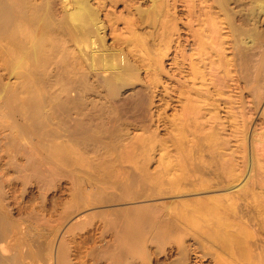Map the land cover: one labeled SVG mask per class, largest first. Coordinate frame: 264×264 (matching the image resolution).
<instances>
[{
  "label": "bare ground",
  "instance_id": "obj_1",
  "mask_svg": "<svg viewBox=\"0 0 264 264\" xmlns=\"http://www.w3.org/2000/svg\"><path fill=\"white\" fill-rule=\"evenodd\" d=\"M181 1L188 16L184 28L177 22L178 11H171L176 7L173 1L171 10L169 3L167 9L163 7L165 14L169 12L167 25L172 19L169 29H165L170 37L168 41H162L164 37L156 41L155 29H151L148 40H139L134 32L135 42L148 45L154 52L156 49V54L151 56L152 52L146 55V51L144 54L139 48L136 50L137 46L131 49L133 43L125 37L121 38L125 40V47H105V26L99 18L100 10L90 0H61L60 19L54 17L51 0L41 4L32 0H0V41H7L5 50L11 61L7 81L0 85V129L4 127L10 134L32 132L39 139L37 144L45 140L42 147L50 148L49 155L40 160H53L65 166L72 164L73 159H82V153L88 149H112L125 142L132 143V138L136 139V144L146 146L149 137H143L144 133L151 128L165 131L170 137L168 145L165 144L167 136L156 138L161 150L154 176L158 193L176 198L196 197L180 198L178 205L191 210H182L183 214L172 220L158 221L146 207L130 218L123 216L115 233L117 239L127 243L121 251L124 260L125 254L138 255L141 244L144 250L147 241H159L162 235L169 233L176 236L175 233L185 227L190 244L198 249L197 255L202 259L217 258L227 262L225 264H264V124L259 126L264 122V105L259 106L264 94V0ZM159 2L149 0L144 8L159 15L162 11L158 13L157 8L156 14L153 11ZM166 2L170 1L163 0L164 6ZM97 40L101 42L100 50L96 47ZM168 42L173 43V68L169 71L164 64ZM126 47L132 51L134 60L128 58ZM17 68H24L26 72L15 71ZM140 71L144 72L142 77ZM65 72L77 76L76 84L64 77ZM13 76L21 77L16 84L10 81ZM167 80L170 83L166 84ZM242 83L243 88L248 86L250 90L248 105L241 96ZM125 86H130L129 94L116 99ZM230 86L235 94L223 97L224 90H228L227 94L232 91ZM90 92L97 99L90 97ZM61 93L71 95L72 99H64ZM237 95V100L233 99ZM219 101L233 105H227L226 109L223 106V118L218 116ZM50 104L63 109L68 116L72 115L71 109L80 105L85 110L72 118L71 131L59 142L56 139L60 134L43 130L51 120L47 112ZM145 121L150 123L145 125ZM137 128L142 129V134L132 135L131 131ZM106 133L109 134L107 139L101 137ZM74 134H79L78 138ZM225 135L231 136L234 142ZM103 164L104 167H100L106 171L111 166L108 164L105 168L107 164ZM111 168L108 170L112 173ZM140 170L136 180L122 181L124 184L118 180L117 184L126 186V182L132 184L137 179L143 183L148 179L145 162L141 163ZM9 225L8 222L6 226ZM181 244L179 251L184 254L186 245L183 246V241ZM7 246L0 249V264H24V259L7 254ZM142 248L140 254H143ZM51 257L48 259H53ZM59 257L56 264H64ZM147 259L148 262L144 259L143 262L149 264V257Z\"/></svg>",
  "mask_w": 264,
  "mask_h": 264
},
{
  "label": "rangeland",
  "instance_id": "obj_2",
  "mask_svg": "<svg viewBox=\"0 0 264 264\" xmlns=\"http://www.w3.org/2000/svg\"><path fill=\"white\" fill-rule=\"evenodd\" d=\"M32 1L36 4H41L44 0ZM51 1L54 17L56 19H60L63 8L61 0ZM159 1L161 2L158 3V5L155 7V10L153 11H156L154 12L155 14L158 11V13L162 11L161 13H163V15L161 13L159 14L161 18L159 15L152 14V9L146 11L144 6L146 5L145 7H147L149 5V0H90V2H92L95 6H98L100 10L99 18L105 26V47L109 49L115 47H125V40H130L129 42L133 43L130 45L131 49L137 46L136 50H138L139 48L138 51L144 54L146 51V55L152 52V54L150 55L154 56L156 54V49L154 52L153 48H147L148 45L144 46L138 42H135V36L137 35L136 38H138L139 40L141 38L148 40L150 37L149 34L155 29V31H153V34L154 32L157 33H155L156 35L154 34L156 41H158L160 37V39H163L164 37L162 41H168V38L170 37H168V31H165V29H169V24L171 23L172 19L169 21L168 26L167 22L170 19L169 12H166V14L164 12L167 9V3H169L170 5L171 1H173L174 3H172V5H176V7H172V5H170L168 6V9L171 10L170 8L172 7L173 9L171 11H173L174 9L178 11L179 19L177 22L179 23V25L183 26L182 28H184V24L185 22L187 23L188 20L187 13L184 12L185 10H183L184 8L181 4L183 2L181 0H168L170 2H166L165 6V2L162 3L163 0ZM163 7H166V9H164ZM156 8L158 9V11ZM140 9L143 11H139L138 13V10ZM144 9L146 12H144ZM142 12H144V15ZM148 14L149 17L147 18ZM153 15L154 17L152 18ZM150 18L152 19L150 20ZM162 18L165 22L162 20ZM159 19H161V22L162 24H164L165 28L162 27L161 23H159ZM133 29H135L137 32L135 30L132 31ZM134 32L136 33V35ZM162 32L165 34H162ZM130 33L132 35H130ZM166 34L167 36H165ZM124 37L125 40H123ZM121 38L123 39L121 40ZM100 43L101 42L99 40L96 41V47H98L97 49L99 50L102 48ZM156 44L158 43L156 42ZM150 45L152 46V43L149 44V47ZM167 45L168 46L166 50L168 60L166 59L164 64L166 65L165 68L167 67L166 69H168L167 71H169L172 70L171 68H173V66L171 65L173 43L168 42ZM7 46V41L5 39H2L0 41V59L2 60V63L0 60V85L7 81L11 66L10 57L9 55H7L5 50ZM144 48H147V50ZM125 49L128 58L131 61L134 60L135 57L132 51H128L127 47ZM153 53L155 54L153 55ZM19 70L25 71L24 68L15 69V71ZM63 75L64 77H67V79L71 83H75L77 78L76 75L70 72H65ZM143 75L144 72L140 71V76L142 77ZM20 78L21 77L16 79L13 76L10 77V81H15L13 83L16 84L20 80ZM169 81L170 80H167L165 81V83L168 84L170 83ZM242 86L243 83L241 87ZM230 88H232V91H230L231 93L229 92L230 95L227 94L228 90H226L227 92L224 90L223 97H232L231 94H235V92L233 93L234 88L232 86H230ZM248 88L249 87L247 86V88H243L244 90L242 89L243 95L241 96L243 97L245 105H248V100L250 99V94H248L250 90ZM130 90V86L123 87L118 92L116 99L126 96L127 94H129ZM121 93H123L122 96ZM72 94H74V92ZM78 94H84V92H79ZM89 95H91L90 97H94V99H97V96H93L92 92H90ZM61 96L64 99H72V96L69 94L61 93ZM237 98L238 95L236 97H233V99L236 100ZM218 103L220 105V108L217 109L219 111L218 116H221L223 118L225 117V107L231 104L229 103L223 105L222 101H219ZM260 105H264V94L262 95L259 106ZM51 106L52 105L50 104L47 111L49 112L51 120L47 123L46 127L43 130H54L56 134H60L61 137L56 139V141L59 142L61 138H65L63 136L68 135V131H71V126L74 124L72 118H74V116L78 115L79 113L85 112V110L82 105H80L77 109H71L69 112L72 115L68 116L63 109L53 108ZM223 106L225 109L223 108ZM89 108L90 105L88 106V109ZM258 108L255 111H258ZM22 121H25V119H23ZM255 122H257V119ZM149 123L150 121H145L143 124L147 125ZM263 124L264 122H260L259 126L261 127ZM6 130L3 127L0 131V237H3L4 239L3 241H1L2 239H0V249L8 245V255H16L19 260L24 259V264H44L43 262H45L46 264H56V260L59 256V259L62 261L61 263L64 264H125V262H127L128 260L129 261L127 262V264H148V259L146 260V258L148 257L149 264H220L219 262L222 261L217 260V258H213V260L212 257H204L203 259L202 257L200 258V256L197 255L198 249H194L193 245L190 244V236L189 234H187L188 232L184 230L185 227L182 226L181 227L184 228L183 231L186 234L179 229V231L175 233L176 236H171L174 234L169 233L171 234L169 235L167 233L168 235H162V238V236L160 235L161 238L159 239V241H147L148 243L146 242L144 250L142 248L143 246L141 247V244L137 251L138 255L134 254V256H132L129 253L130 255H124V257L127 256L128 259L127 257L125 258V260L123 258V254L121 253L123 249L122 247L126 246L127 243L125 241L123 242L119 240V238L117 239L116 237V230L120 228L119 226L122 223V220H124L123 216H129L130 218L131 216L142 213L141 209L146 207L149 208L148 212L150 211V214H153L156 220H172L174 219V217L179 218L181 213L183 214L184 212L182 210H191L185 209L187 208L186 206H184L183 209L182 205H178L180 198L183 199L184 197L186 200V198L188 199L196 197L194 195H191L183 197L180 196V198H176L174 196H166L164 194L162 195L158 193L159 187L156 188L155 186L156 184L154 176L159 160V152L161 150H159L160 146L156 138L160 139L162 136L168 137L165 131L159 132V130L156 131L151 128L150 132L148 131L147 133H144L142 135L143 137H149V139H146V146H142L143 144L140 143L136 144V139L132 138V143L125 142L123 143V145H119L116 148L112 149H104L102 147H98L97 150L88 149L87 151H84L82 153V150L77 148L79 151H81V157L83 158L77 160L73 159L72 164L70 162L69 165H71H68V167L67 165L65 166V164L62 163L61 164L64 166H61V164L59 165L57 161V163H54L53 160H40L42 156L46 157V154L50 153L48 152L50 148L46 147L45 151L44 147H42V144H46L45 140H43L42 143L40 142V144H37L39 143L37 142V140L39 139H36L37 137L32 134V132L26 131L21 133L17 131L18 133L11 132L10 134L9 131ZM26 134L28 135V137ZM131 134L140 135L142 134V129L137 128L134 131L132 130ZM137 135L136 137H140ZM74 136L78 138L79 134H74ZM7 137L9 140L7 139ZM101 137L107 139V137H109V134L106 133L105 136ZM167 137L165 140H170V137H168L169 139ZM224 137L231 139L232 143L234 142V139L231 136L225 135ZM6 139L8 140V142ZM33 140L35 142H32ZM181 140L182 142L184 141L183 139ZM168 142L170 143V141H167L165 142V144L168 145ZM49 143L50 142H48V144ZM203 144L206 143L203 142ZM261 144L258 145L260 146ZM91 150H94V153L91 152ZM107 160L110 162L107 163ZM102 162L107 164V166L105 165V168L108 167V164L112 166V173L108 170L111 166H109L106 171V169L103 168L104 164ZM143 162H145L146 164L148 179H145L143 183L141 182L142 180L140 181L139 179H137L136 182L132 184L128 183L127 185V182H129L130 180H136L135 177L137 175H140V173L142 172L140 170V165ZM97 163H99L100 165ZM97 166L103 167L98 168ZM101 168H103L104 170ZM108 171L110 173H108ZM105 172L107 174H105ZM100 175H103V178ZM106 175H108L110 179L107 178ZM132 177H134L135 179L132 180ZM118 180L120 182L127 181L125 183L127 187L117 184ZM124 182L122 183L124 184ZM13 193H15V195ZM212 194L213 193H209V195ZM201 196L202 195H200V197ZM167 204L170 205V208L166 207ZM145 210L147 209H144L143 211ZM6 221L11 224L9 225L11 227L6 226L8 225V222ZM111 221L113 223L112 226H110V224L112 223H109ZM119 221H121V223H119ZM3 225L8 228L5 227L2 229V227H4ZM6 231L8 232L6 234L8 235V237L4 233ZM182 236L184 240H182ZM5 240L6 242L4 243ZM182 241L183 246L186 245L184 254L183 252H180ZM141 248L143 254L146 253L145 255H143L142 253L140 254ZM48 250L49 253H46V251ZM37 251L40 254H37ZM26 252H28L29 254ZM180 254L182 255L180 256ZM141 255L148 257L143 258ZM50 256H52L51 258L53 259H48V257ZM131 256L132 258L129 259V257ZM136 256H139L141 258H138ZM143 259L147 262H143ZM156 261L157 263H155ZM223 263L225 264L227 262L222 261V264Z\"/></svg>",
  "mask_w": 264,
  "mask_h": 264
}]
</instances>
